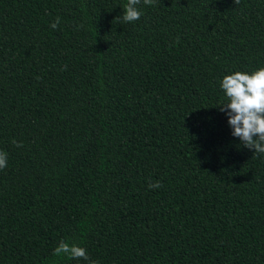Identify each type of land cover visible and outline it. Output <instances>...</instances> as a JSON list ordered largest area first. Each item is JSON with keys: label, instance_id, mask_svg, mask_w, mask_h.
<instances>
[{"label": "trees", "instance_id": "trees-1", "mask_svg": "<svg viewBox=\"0 0 264 264\" xmlns=\"http://www.w3.org/2000/svg\"><path fill=\"white\" fill-rule=\"evenodd\" d=\"M126 3L0 0V264H264V155L216 108L264 0Z\"/></svg>", "mask_w": 264, "mask_h": 264}, {"label": "clouds", "instance_id": "clouds-1", "mask_svg": "<svg viewBox=\"0 0 264 264\" xmlns=\"http://www.w3.org/2000/svg\"><path fill=\"white\" fill-rule=\"evenodd\" d=\"M240 0H234L238 5ZM141 0H127L124 5L123 21L131 23L140 19L142 13L137 8ZM145 5H152L154 0H143ZM60 23L57 17L50 27L56 29ZM178 42V41H177ZM226 99L216 108L226 114L227 123L231 128V135L238 138L240 144L254 149L253 158L264 155V67L249 73L234 72L225 75L220 83ZM17 147H23L22 142L14 141ZM7 166V154L0 151V170ZM148 187L160 188V182L149 183ZM53 255L66 256L69 259H83L88 264H95L89 260L87 250L75 244H68L61 240L54 249Z\"/></svg>", "mask_w": 264, "mask_h": 264}]
</instances>
